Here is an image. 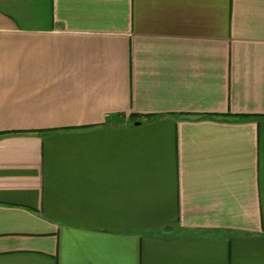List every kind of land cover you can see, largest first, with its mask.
<instances>
[{"label": "crops", "instance_id": "crops-1", "mask_svg": "<svg viewBox=\"0 0 264 264\" xmlns=\"http://www.w3.org/2000/svg\"><path fill=\"white\" fill-rule=\"evenodd\" d=\"M0 264H264V0H0Z\"/></svg>", "mask_w": 264, "mask_h": 264}]
</instances>
